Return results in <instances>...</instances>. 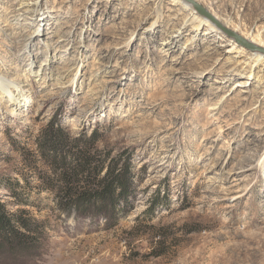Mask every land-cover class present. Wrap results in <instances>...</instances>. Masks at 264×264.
Segmentation results:
<instances>
[{
	"label": "rangeland",
	"instance_id": "rangeland-1",
	"mask_svg": "<svg viewBox=\"0 0 264 264\" xmlns=\"http://www.w3.org/2000/svg\"><path fill=\"white\" fill-rule=\"evenodd\" d=\"M194 1L264 41V0ZM204 18L0 0V201L45 226L0 264H264V58Z\"/></svg>",
	"mask_w": 264,
	"mask_h": 264
},
{
	"label": "trees",
	"instance_id": "trees-1",
	"mask_svg": "<svg viewBox=\"0 0 264 264\" xmlns=\"http://www.w3.org/2000/svg\"><path fill=\"white\" fill-rule=\"evenodd\" d=\"M110 183H113V180L102 191H96L93 198L86 196L85 191L81 192L70 204L69 209L84 208L87 204L107 201L113 193L109 189ZM44 230L43 224L25 216V210L12 212L5 203L0 201V254L9 253L16 256L33 257L34 250L38 248L44 236Z\"/></svg>",
	"mask_w": 264,
	"mask_h": 264
},
{
	"label": "bare ground",
	"instance_id": "bare-ground-1",
	"mask_svg": "<svg viewBox=\"0 0 264 264\" xmlns=\"http://www.w3.org/2000/svg\"><path fill=\"white\" fill-rule=\"evenodd\" d=\"M173 1H175L176 3H184V5H190V6H192V8L194 7V8H196L195 7V5L193 6V4H194V2L195 3H197L196 1H194V0H173ZM197 1H202V0H197ZM29 4V3H28ZM197 4H199V3H197ZM25 6V5H24ZM197 9V8H196ZM198 10V9H197ZM198 12H200L199 10H198ZM201 13V12H200ZM202 15H204L203 13H201ZM193 16H194V18H196L197 17V14L196 13H194L193 14ZM204 17H206V18H204V20L205 21H207L208 23H213L214 24V26H216L217 28H220V29H223L222 27L223 26H227V25H231L232 23H231V21H224L223 23L224 24H222L215 16V18L223 25L222 27L221 26H218L216 23H214L210 18H208L207 16H205L204 15ZM197 18H199V16L197 17ZM235 30H236V28H235ZM238 30V29H237ZM248 37H250V39H249V41H251L252 43H254V44H256V45H259V46H263L264 47V41L261 39V33H260V31L259 30H256V33L254 34V33H252V34H248ZM246 48V47H245ZM252 51H254V55L251 57V59H249V65H252V66H254L255 64H257V63H261L262 62V58H264V53L263 52H261V51H257V50H252ZM263 65H264V63H263ZM262 75V74H261ZM260 76V75H259ZM13 84H11L10 85V83H5V81L0 77V88H1V90H3V93H7L10 97H12V94H10L11 92H13V91H11V86H12ZM22 96L25 98V96L22 94ZM215 106V105H214ZM214 108V107H213Z\"/></svg>",
	"mask_w": 264,
	"mask_h": 264
},
{
	"label": "water",
	"instance_id": "water-1",
	"mask_svg": "<svg viewBox=\"0 0 264 264\" xmlns=\"http://www.w3.org/2000/svg\"><path fill=\"white\" fill-rule=\"evenodd\" d=\"M195 7L201 12L203 13L205 16H207L208 18H210L214 23H216L218 26H223L209 11H207L203 6H201L200 4H197L194 2ZM223 30L232 38H234L239 44L243 45L244 47L250 49V50H257V51H261L264 53V47L263 46H259L256 45L254 43H252L251 41L247 40L246 38H244L243 36H241L240 34H238L237 32L223 26L222 27Z\"/></svg>",
	"mask_w": 264,
	"mask_h": 264
}]
</instances>
